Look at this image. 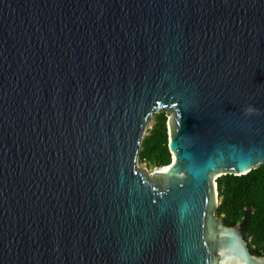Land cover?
I'll list each match as a JSON object with an SVG mask.
<instances>
[{
  "label": "water",
  "instance_id": "1",
  "mask_svg": "<svg viewBox=\"0 0 264 264\" xmlns=\"http://www.w3.org/2000/svg\"><path fill=\"white\" fill-rule=\"evenodd\" d=\"M262 166L264 0H0V264H264L217 217Z\"/></svg>",
  "mask_w": 264,
  "mask_h": 264
},
{
  "label": "trees",
  "instance_id": "2",
  "mask_svg": "<svg viewBox=\"0 0 264 264\" xmlns=\"http://www.w3.org/2000/svg\"><path fill=\"white\" fill-rule=\"evenodd\" d=\"M139 154V162L148 168L162 169L172 164L169 150L168 117L154 116ZM220 205L217 217L229 227L238 226L253 255L264 257V166L249 175H228L217 180Z\"/></svg>",
  "mask_w": 264,
  "mask_h": 264
},
{
  "label": "rangeland",
  "instance_id": "3",
  "mask_svg": "<svg viewBox=\"0 0 264 264\" xmlns=\"http://www.w3.org/2000/svg\"><path fill=\"white\" fill-rule=\"evenodd\" d=\"M138 166L140 167V168H144V169H148L150 172H153L154 170H156V169H153V168H148L147 167V165L145 164V163H138Z\"/></svg>",
  "mask_w": 264,
  "mask_h": 264
},
{
  "label": "bare ground",
  "instance_id": "4",
  "mask_svg": "<svg viewBox=\"0 0 264 264\" xmlns=\"http://www.w3.org/2000/svg\"><path fill=\"white\" fill-rule=\"evenodd\" d=\"M165 170H166V168H165ZM165 170H164V171H165Z\"/></svg>",
  "mask_w": 264,
  "mask_h": 264
}]
</instances>
